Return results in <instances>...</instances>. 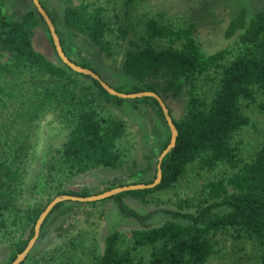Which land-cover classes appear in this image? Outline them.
<instances>
[{"label":"trees","instance_id":"trees-1","mask_svg":"<svg viewBox=\"0 0 264 264\" xmlns=\"http://www.w3.org/2000/svg\"><path fill=\"white\" fill-rule=\"evenodd\" d=\"M106 10L98 0H70L63 18L70 32L87 37L111 57L116 52L114 38L126 32L111 25ZM226 37L223 47L207 52L192 25L147 15L143 30L130 40L123 68L138 84L128 90L115 88L157 92L146 81L150 76H183L186 106L179 118L173 117L177 141L163 158L161 181L152 188L128 190L109 198L116 201L123 215L145 223L152 213L132 207L125 196L147 202L151 192L173 188L191 166L227 169L208 179L194 210H183L193 202L190 197H181L177 202L180 209H168L172 219L161 225L111 231L93 264H206L217 252V236L225 227L251 238L260 250V264H264V142L246 158L244 147L236 141V134L250 124L244 103L256 102L259 95L264 97V8L252 14L242 8L228 24ZM5 52L8 59L0 63V119L5 127L0 134V240H14L10 264L34 235L37 219L51 195L91 194L88 189L78 191L65 184L91 170L123 168L131 146L125 141V121L101 100L113 95L96 78L87 75L93 82L88 83L80 77L86 74L38 49L25 24L6 17L0 0V54ZM77 63L99 73L87 61ZM141 99L155 100L165 118L156 98H135ZM49 112L68 124V137L46 164L43 188L49 197L43 203L23 206L26 145L18 132L12 135V127L20 124L29 128ZM118 185L122 184L105 189ZM64 202L57 203L47 215L40 237L46 232L48 216ZM19 264L71 261L63 250L52 249L35 258L29 252Z\"/></svg>","mask_w":264,"mask_h":264},{"label":"rangeland","instance_id":"rangeland-1","mask_svg":"<svg viewBox=\"0 0 264 264\" xmlns=\"http://www.w3.org/2000/svg\"><path fill=\"white\" fill-rule=\"evenodd\" d=\"M1 1L6 17L23 22L34 45L54 61H60L50 30L33 0ZM40 1L51 16L56 30L60 31L65 53L75 62L87 61L104 80L123 90L138 84L136 79L124 71L123 62L130 40L136 39L143 30L147 15L164 21L177 20L181 24L192 25L205 50L214 52L227 43L226 28L242 8L248 14L264 8V0H135L131 3H126L125 0H98L107 8L105 17L111 25L126 32L124 36L118 34L114 38L116 52L107 57L87 37L66 28L63 15L70 0ZM8 56L7 52L0 54V63L6 62ZM80 77L93 83L87 75ZM146 81L156 87L172 117L179 118L186 106L185 78L157 73ZM101 100L126 123L125 141L131 146L129 160L121 169L100 168L82 173L66 183L65 187L78 191L88 189L93 194L116 183L154 180L161 147L171 135L166 119L158 111V103L153 99L135 100L115 95ZM263 102V95H259L256 102L243 105L244 111L250 117V124L236 134V141L244 147L246 158H251L264 142ZM1 124L0 119V134L5 128ZM16 132L26 145L24 190L20 203L23 206L43 203L49 197L43 188L46 164L50 154L59 149L68 137V124L55 113L49 112L34 121L29 128L20 124L14 125L12 135ZM226 169L219 166L211 170H199L196 166H191L173 188L151 192L147 202L125 196L132 207L140 212L152 213L145 223L123 215L116 201L111 198L101 202L65 201L48 216L46 232L42 237L39 235L40 238L38 237L32 247L30 255L35 258L49 250L59 249L64 251L71 264H93L102 253L105 238L111 231H129L144 225H161L172 219L171 214L166 212L168 209H180L177 202L181 197H190L193 202L192 206L183 210H194L208 179L220 175ZM54 197L51 195V200ZM217 238V252L206 264H260L258 246L237 229L225 227L218 233ZM13 241L0 240V264H7L9 261Z\"/></svg>","mask_w":264,"mask_h":264},{"label":"water","instance_id":"water-1","mask_svg":"<svg viewBox=\"0 0 264 264\" xmlns=\"http://www.w3.org/2000/svg\"><path fill=\"white\" fill-rule=\"evenodd\" d=\"M33 2L35 4V6L37 7L38 11L40 12V14L42 15V17L44 18V20L46 21V24L50 30L56 51H57L59 57L63 60V62L68 64L74 70H76L80 73L86 74V75H91L92 77L99 80L100 83L102 84V86L112 95H116V96L122 97V98H136V97H146V96L156 98L162 107L164 116H165L166 121L170 127L171 137H170V141H169L168 145L166 146L165 149H163V151L161 152V154L158 158L157 173H156V177L153 181L148 182V183L138 182V183L122 184V185H118V186L103 190L101 192H97V193H93V194H89V195H77V194H70V193H61V194H58L57 196H55L47 204L45 209L41 212L40 216L38 217L37 222L35 224V228H34L35 229L34 235L29 240L27 246L23 249V251L18 253L16 258L10 264H19V263H21V261H23L26 258V256L28 255V253L30 252V250L32 249V247L34 246L35 242L37 241V239L40 235L41 226H42L45 218L52 211V209L55 207V205L57 203L62 202V201H66V200L83 201V202L99 201V200L109 198L113 195L119 194V193L124 192V191L155 187L161 181V178H162V161H163V158L167 155V153L171 149H173L175 147L176 141H177V135H178V131H177V128L174 124L173 117H172V114L169 110V107L167 106V104L165 103V101L163 100V98L160 96L159 93H157L156 91H153V90H142V91H135V92L119 91L114 86L109 84L106 80H104L102 78V76L99 73H97L96 71H94L93 69H91L89 67L82 66L79 63L72 60L65 53L64 48H63L62 43H61V40H60V36L56 30V26H55L51 16L49 15V13L45 9V7L42 5L41 1L40 0H33Z\"/></svg>","mask_w":264,"mask_h":264}]
</instances>
